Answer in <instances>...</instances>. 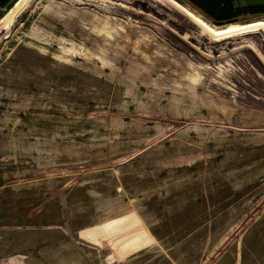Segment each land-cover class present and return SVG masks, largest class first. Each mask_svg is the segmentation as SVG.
<instances>
[{
  "label": "rangeland",
  "instance_id": "1",
  "mask_svg": "<svg viewBox=\"0 0 264 264\" xmlns=\"http://www.w3.org/2000/svg\"><path fill=\"white\" fill-rule=\"evenodd\" d=\"M15 1L0 4V16L12 20L0 27V162L18 143L52 144L60 160L81 169L76 173L90 171L92 182L18 195L8 208L13 217L25 218L41 199L39 209L54 222L43 227L48 231L0 227V264H264V47L258 40L250 44V33L199 39L178 26L183 15L163 0L166 14L156 9L159 0H28L19 13ZM259 3L264 0L235 1ZM254 16L264 13L232 22ZM41 22L55 32L47 50L65 56L68 69L38 57L46 54L34 47L43 40ZM91 26L100 34L86 29ZM64 27L66 41L57 32ZM31 42L34 58L25 52ZM19 80L47 91L36 115L49 107L50 115H31L38 103L32 94L14 104L21 97L7 87ZM85 127L95 129L99 143L67 148ZM99 202L121 206L115 219L121 227L114 238L110 226L91 240L117 241L137 225L149 246L127 250L119 262L86 255L64 226L80 230L96 221Z\"/></svg>",
  "mask_w": 264,
  "mask_h": 264
},
{
  "label": "crops",
  "instance_id": "2",
  "mask_svg": "<svg viewBox=\"0 0 264 264\" xmlns=\"http://www.w3.org/2000/svg\"><path fill=\"white\" fill-rule=\"evenodd\" d=\"M39 28L41 29L40 36H43V40L42 43L35 44L34 47L39 52L43 53L45 51L46 54L38 56L31 51V47L35 42H31L26 47L25 52L33 58L37 56L46 57L52 63L53 61L62 62V65H57L59 69H68L66 66V63H68L66 57L59 53L49 52L45 45L47 38L55 34L54 29H52L50 24L47 22H41ZM66 30L67 29L64 27L62 31H57L59 32L58 36H60V39L63 41L71 38L68 32H64ZM9 87L10 86L7 87L8 94L13 93L14 98L21 97L20 99H17L14 104H19L23 96H27V94H32L31 97L37 99V109L35 110L32 107L29 108L31 115L34 117L36 112L41 109L43 101H45L44 95L47 91L45 89H41L42 91L34 90L32 87L27 89L24 87L21 80L14 82L11 87ZM52 93L58 94L61 92L54 89ZM61 102L58 101V103ZM67 107L70 108L69 105H67ZM49 109L50 107L46 109V114L44 116L41 113L36 116L46 117L50 115ZM46 126L47 125L45 124L43 127H40L43 130ZM58 164H62L64 166L68 164V170H73V173L75 171L73 164L69 161H65L63 159L60 160L58 158V150L52 144L29 146L18 143L14 145L12 153L7 155L0 162V227L6 229L7 231L46 230L43 227L54 222L53 216H49L46 212L39 209L42 204L41 199H39V202L37 203L39 207L36 206L31 209L32 213L25 218L13 217V214L10 210H8V208L12 207L13 200H15L18 195L24 193H30L31 195L34 194L36 190H46L70 185L71 179L68 177L71 172L61 184H58L55 187L51 185V173H60L64 171ZM31 177L36 178L37 181L34 182ZM116 204V202H99L96 206H94L96 208L94 211V214L97 216L96 221H93V223L80 230L71 228L70 224L69 228L68 225L64 226L65 230H70V235H72L74 240L79 242L81 249L86 255L104 253L105 259H109L113 262H119L129 257L128 254H126L127 250L131 249V251L134 252L149 246V236L147 235V232H143L142 230L141 231L143 233L141 235H139V233L137 236L127 235L125 238L119 237L117 241H110V238L105 239L104 237L102 239L95 238L91 240V237L96 230H105L110 226L112 227L111 237L114 238L116 236V230L121 227V220H117L115 223V219H117L116 217L121 216V214H118V210H120L121 206L118 207ZM101 214H104V216ZM112 223L115 224L110 225ZM136 227L138 228L137 225H135V228ZM135 248L138 250H135ZM0 258L3 257L0 255Z\"/></svg>",
  "mask_w": 264,
  "mask_h": 264
},
{
  "label": "bare ground",
  "instance_id": "3",
  "mask_svg": "<svg viewBox=\"0 0 264 264\" xmlns=\"http://www.w3.org/2000/svg\"><path fill=\"white\" fill-rule=\"evenodd\" d=\"M28 0H16L15 3H13L12 7H17L16 8V12H20L21 9H23V7L25 6L26 2ZM164 2L168 3V4H172L183 16L185 20H179L178 22H176L178 24V26H180V28L184 29L187 33H190L191 35L198 37L199 39L202 38V36H210L213 38L217 39H226V38H230V37H234V36H240L241 34H245V33H250V38L248 40V42L250 44H252V40L256 39L258 40V42L264 47V16H254V17H249V18H245L243 20H240L238 22H232V23H228V24H222V25H214L211 22H209L207 19H205L203 17V15H201L199 12H197L195 9L191 8L189 5H185L183 4L182 1L180 0H163ZM159 2L161 3L160 6H158L156 9L163 14H166L164 5L162 4V0H159ZM15 12V10H14ZM18 13L16 14H12L13 17H15ZM190 21H189V20ZM11 18L9 17L8 19H4L2 16H0V27H2V29H8L11 26ZM177 21V20H176ZM95 26H91L90 28L87 27L86 29L94 32L96 30H94ZM195 28V29H194ZM84 28L82 27L81 31ZM80 31V32H81ZM98 32V31H96ZM99 33V32H98ZM100 34V33H99ZM102 35V34H101ZM103 37V36H102ZM253 85V83L251 84ZM64 130L66 132H70L71 128H64ZM92 130L95 129H91L89 130V128H84V134L82 135L83 137L81 138V136L76 135L74 137L75 141L73 144L67 146V148H69L72 145H80L83 141L84 142H90V143H99V139L97 136H95V138L91 135V133L93 132ZM74 136V133L72 134V137ZM35 145H40V144H31L29 146H35ZM112 150V148H111ZM11 154V153H10ZM110 155H113V152L110 151ZM82 162H86L85 160H83ZM59 167H62V169L64 171L60 172V173H51V177H52V186L55 187L58 184H61L62 181H64L67 176L69 175V173L71 172L70 176L68 178H70V185L69 187H72L71 185H73L77 180H82L84 182H92V180L90 179V174L87 171L86 173H82V171L80 173H76L78 170H81L80 168H77V170L74 171V173L76 175L73 174V170L69 171L68 167L66 164L65 166L62 164H58ZM89 174V176H88ZM98 204V203H97ZM97 204H94L95 206ZM139 233V235H141L143 232L141 231L140 228H135L132 231L128 232L127 235H131V236H137V234ZM124 235V238L127 236ZM120 237H122V235H119ZM123 238V237H122ZM135 250H138L135 248Z\"/></svg>",
  "mask_w": 264,
  "mask_h": 264
},
{
  "label": "trees",
  "instance_id": "4",
  "mask_svg": "<svg viewBox=\"0 0 264 264\" xmlns=\"http://www.w3.org/2000/svg\"><path fill=\"white\" fill-rule=\"evenodd\" d=\"M5 0H0L2 4ZM216 24L232 22L244 15L264 13V3L238 5L236 0H185Z\"/></svg>",
  "mask_w": 264,
  "mask_h": 264
},
{
  "label": "flooded vegetation",
  "instance_id": "5",
  "mask_svg": "<svg viewBox=\"0 0 264 264\" xmlns=\"http://www.w3.org/2000/svg\"><path fill=\"white\" fill-rule=\"evenodd\" d=\"M214 22V21H213Z\"/></svg>",
  "mask_w": 264,
  "mask_h": 264
}]
</instances>
